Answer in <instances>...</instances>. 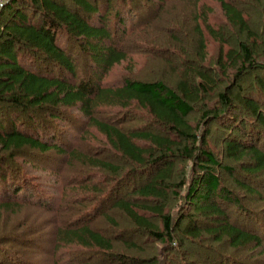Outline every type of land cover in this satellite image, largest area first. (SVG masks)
Returning <instances> with one entry per match:
<instances>
[{
    "label": "rangeland",
    "instance_id": "374dc122",
    "mask_svg": "<svg viewBox=\"0 0 264 264\" xmlns=\"http://www.w3.org/2000/svg\"><path fill=\"white\" fill-rule=\"evenodd\" d=\"M232 1L241 6L253 36L232 25L217 0H162L159 3L127 0L126 4L135 13L133 15L138 16L126 25L122 33L117 32L118 45L124 48L127 57L114 64L101 83L119 86L130 78L144 82L163 81L177 89L182 76L187 73L193 75L195 68L211 74L216 83L215 89L194 104L188 121L200 136L208 132L207 147L222 164L217 168L220 179L240 200L229 204L221 201L231 221L243 227L251 226L249 222L246 223L247 219L244 220L246 213L250 212L260 219L252 220L258 226H254L257 228L254 231L264 236V229L259 230L264 225V170L249 179L252 185L256 183L258 193L241 188L231 174L246 181L243 171L246 166L252 165V161L248 156L242 160L232 159L226 148V142L234 137L246 143L248 138L245 132L257 129L263 131V137L256 145L264 149V128L252 115L242 110L239 112L245 121L241 129L225 128L218 120L208 124L202 121L203 113L220 107L219 93L223 92L260 97L264 110V92L260 90L258 82L264 68L258 65L237 74L227 58L230 50L241 53L240 44L244 42L252 47L256 60L264 63V0ZM122 2L113 0L116 5L114 12L122 6ZM109 20L114 21L112 14ZM76 55L81 70H86L88 55L81 50ZM226 66L232 68L224 71ZM64 110H59V122L54 128L59 138L57 141L68 152L76 150L79 154H85L89 162L81 164L72 160L69 154L55 150L41 154L26 148L3 153L10 158L8 164L2 167L4 175L10 177L12 174L19 178L23 187L16 198L8 196V193L0 195V264H137L150 260L156 261V264H217V260L218 264L238 260L245 264H264V242L263 246L251 244L245 248H234L226 239L217 241L204 233L197 240L184 238L181 243L183 237L178 236L177 231L175 242H162L150 231L138 226L122 209L114 207L118 197L129 193L132 195L128 199L133 202L161 204L172 215L175 225L184 213L199 218L203 227L209 225L202 215L193 214L183 189L180 191L181 197L170 195L164 203L137 199L131 192L141 177H132L133 163L112 150L106 137L91 126L77 108ZM44 114L39 119L43 127L44 121L48 124L51 120L47 112ZM97 117L119 125L126 132L137 129L160 131L147 112L136 105L128 109L104 106ZM141 145H145V142H141ZM98 160L117 169L97 167L93 161ZM176 160L177 178L186 175L189 184L190 177L200 171L196 156L193 160L183 156ZM225 167H231L232 171H227ZM119 182L125 184V189L113 193ZM41 196L45 201L41 202ZM6 201L17 205L3 207ZM242 207L246 210H242ZM148 218L161 229L159 216L149 214ZM185 222L186 219L181 224ZM84 224H89L93 231L109 239L111 250L84 248L77 243L56 244L59 229H74ZM55 246L58 247L55 249Z\"/></svg>",
    "mask_w": 264,
    "mask_h": 264
},
{
    "label": "trees",
    "instance_id": "16d2710c",
    "mask_svg": "<svg viewBox=\"0 0 264 264\" xmlns=\"http://www.w3.org/2000/svg\"><path fill=\"white\" fill-rule=\"evenodd\" d=\"M126 1L123 0L117 12L113 11L116 6L113 0H9L1 7L0 195L8 193V196L16 198L23 187L19 178L12 174L10 177L4 175L2 167L10 159L4 152L14 153L29 148L47 154L49 150H55L69 154L72 160L81 164L89 162L85 154L65 150L58 143V134L54 130L59 122V110L77 108L89 124L106 137L112 150L133 163L135 168L131 172L132 177H141L131 192L137 199L164 203L170 195L181 197L180 191L183 189L193 214L202 215L209 225L201 226L200 219L188 213H184L175 225L172 215L161 204L133 202L128 199L132 195L129 193L118 197L114 207L122 209L138 226L150 231L162 242H175L177 231L178 236L183 237L181 243L184 238L197 240L205 233L217 241L226 239L234 248H245L251 244L263 246L264 236L254 231L258 226L252 222L258 220V216L246 213L244 220H250H246V223L252 224L248 227L231 221L221 201L229 204L240 200L220 179L217 168L222 167V164L207 147L208 132L200 136L188 121V116L194 111V104L215 89L216 83L211 74L195 68L193 75L187 73L182 76L177 89L163 81L144 82L130 78L119 86L101 83L112 66L127 57L124 48L118 45L117 32L122 33L126 25L138 16H134L133 9ZM217 1L232 25L253 36L241 6L232 0ZM111 14L113 22L109 20ZM211 33L214 34L213 31ZM80 50L89 58L86 70H81L76 55ZM240 50L241 53L230 50L227 54L237 74L258 65L264 68V63L256 60L251 46L241 42ZM229 67L226 66L224 71ZM258 82L260 90L264 92V72L258 77ZM219 99V108L203 113V123L218 120L225 128L241 129L245 121L239 112L242 110L252 115L264 128L263 99L260 97L223 92L219 93ZM133 105L147 112L160 131L137 129L126 132L119 125L97 117L104 106L128 109ZM46 112L51 120L48 124L44 121L43 127L39 119ZM262 134L263 131L253 129L245 132L248 138L246 143L235 137L226 142L227 154L232 159L250 157L252 165L246 166L243 171L247 180L242 181L234 174H231V178L241 188L253 193H258L254 185L256 183L252 185L249 179L264 170V149L256 145ZM141 142L147 146L141 145ZM180 156L191 160L196 156L198 160L200 171L190 177L189 184L186 175H181L180 179L176 176V159ZM93 164L105 169H117L101 160L93 161ZM225 169L232 171L231 167ZM116 186L113 193L125 189L124 183L119 182ZM41 199V202L45 201L42 196ZM37 201L40 202L39 199ZM13 205L17 204L7 201L2 204L3 207ZM242 210L246 209L242 207ZM149 214L159 216L161 229L148 218ZM184 219L186 222L181 224ZM262 229L264 225L259 230ZM57 234L58 246L77 243L84 248L111 250L112 247L110 240L102 233L93 231L89 224L74 229L61 228ZM215 262L219 263L218 260ZM137 264H156V261H141ZM229 264L245 263L238 260Z\"/></svg>",
    "mask_w": 264,
    "mask_h": 264
},
{
    "label": "built area",
    "instance_id": "2783aa9c",
    "mask_svg": "<svg viewBox=\"0 0 264 264\" xmlns=\"http://www.w3.org/2000/svg\"><path fill=\"white\" fill-rule=\"evenodd\" d=\"M9 0H0V9H1V7L5 4V3H7Z\"/></svg>",
    "mask_w": 264,
    "mask_h": 264
}]
</instances>
